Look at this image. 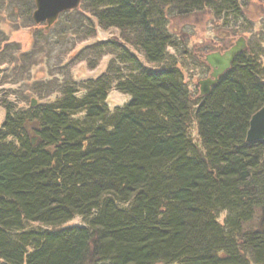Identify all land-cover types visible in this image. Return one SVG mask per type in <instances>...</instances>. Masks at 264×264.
Masks as SVG:
<instances>
[{"label":"trees","instance_id":"trees-1","mask_svg":"<svg viewBox=\"0 0 264 264\" xmlns=\"http://www.w3.org/2000/svg\"><path fill=\"white\" fill-rule=\"evenodd\" d=\"M254 3L264 12V0H82L48 30L35 0H0V19L35 31V51H76L98 27L120 35L77 52L91 70L112 56L100 77L49 85L56 98L36 92V107L0 97V264H264V141L245 140L264 107V17L255 44L244 11ZM176 9L209 10L250 37L207 96L193 97L170 54ZM22 54L3 56L0 78L27 69ZM112 89L130 101L110 112Z\"/></svg>","mask_w":264,"mask_h":264},{"label":"rangeland","instance_id":"rangeland-1","mask_svg":"<svg viewBox=\"0 0 264 264\" xmlns=\"http://www.w3.org/2000/svg\"><path fill=\"white\" fill-rule=\"evenodd\" d=\"M244 11L247 19L250 20L248 25L252 30L250 37L256 44L259 33L262 32L263 25L261 24V19L264 17V12L259 9V5L256 3L251 4ZM170 13L169 24L171 32L173 35H176L181 45L177 51L171 49L170 54L178 56L179 62L177 66L183 73L187 89H190L194 98H197L201 89L199 83L208 80L211 72L205 71L204 66L201 65L204 57L208 53L224 52L225 48H230L233 45L234 39L239 35L240 30H237L238 27L234 24L226 23L224 19H216L214 14L209 10L185 16L181 15L177 9L171 10ZM4 18L5 20L3 21ZM8 20L9 18L4 16L0 19V29L6 33L7 38L5 40L9 45L6 51L3 52L4 55L0 53V64L6 62V59L3 58L5 55L7 57L14 56L21 58L22 53H24L26 56H24L22 61L23 64H27V69L20 74H14L13 71L9 72L6 75L9 79L8 81L0 78V97L4 92L10 96L11 100L15 99L18 102L21 99L23 102L20 104V107L23 109L29 107L28 105L32 100L42 101V97L36 92L50 93L52 91L50 88L45 91L49 85L50 87L57 86L60 83L66 82L65 80L78 82L99 77L100 74L106 71L110 60H112V56L104 57L99 62L98 67L91 70L88 68V64L85 61H81L80 57L77 56L78 50L96 43L98 40L120 39L119 31L115 29L104 30L98 27L96 37L91 40L87 38L88 41L79 45L76 51L55 47V50L52 52L50 51L52 48L49 47L45 49V52H39L33 50L35 46V41H33L35 31L22 28L15 30ZM250 37L248 38L250 39ZM263 40L258 49L259 52H264ZM4 44L2 43L3 46ZM130 50L142 60L144 59L137 48L131 47ZM30 56L32 58H29ZM7 68L6 66H2L3 70ZM9 68L11 69L12 67ZM1 76H4L3 73ZM111 92L107 100L111 111L116 107H123L129 103L130 97L128 95H121L115 91ZM55 98L56 96L53 95L45 99L53 100ZM5 114V109L0 108V127L5 121ZM194 129L193 137L196 139L198 132L196 128ZM219 218L223 223L226 214H220ZM63 225L67 227L74 225L81 226L83 225V221L80 218H75L73 221Z\"/></svg>","mask_w":264,"mask_h":264},{"label":"water","instance_id":"water-1","mask_svg":"<svg viewBox=\"0 0 264 264\" xmlns=\"http://www.w3.org/2000/svg\"><path fill=\"white\" fill-rule=\"evenodd\" d=\"M82 0H35L36 11L33 14V19L37 25L43 23L50 28L59 19L58 17L66 11L75 10L79 8ZM246 48L244 39H240L235 46L224 53H212L207 57V63L213 68L210 75L213 79H209L202 84V93L206 95L209 92V87L215 85L224 72L231 69L232 63L237 56ZM36 100L32 102L35 106ZM248 143H256L264 141V108L259 110L252 116L248 132L246 135Z\"/></svg>","mask_w":264,"mask_h":264},{"label":"bare ground","instance_id":"bare-ground-1","mask_svg":"<svg viewBox=\"0 0 264 264\" xmlns=\"http://www.w3.org/2000/svg\"><path fill=\"white\" fill-rule=\"evenodd\" d=\"M35 8H36V6H35ZM79 8H80V7H79ZM79 8H77V9H79ZM77 9H75V10H77ZM75 10H70V11H75ZM35 11H36V10H35ZM35 11H34V12H35ZM70 11H66V12H70ZM64 13H65V12H64ZM64 13H63V14H64ZM33 14H34V13H33ZM63 14H61V15H63ZM61 15H60V16H61ZM60 16H59V17H60ZM59 17H58V18H59ZM59 19H60V18H59ZM59 19H58V20H59ZM58 20H57V21H58Z\"/></svg>","mask_w":264,"mask_h":264}]
</instances>
